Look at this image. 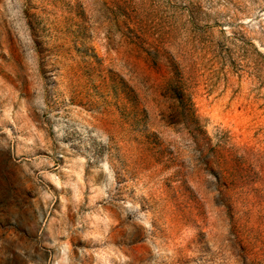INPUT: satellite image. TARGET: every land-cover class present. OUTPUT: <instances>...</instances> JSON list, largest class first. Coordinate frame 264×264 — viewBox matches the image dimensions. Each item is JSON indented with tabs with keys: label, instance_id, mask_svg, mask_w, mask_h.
<instances>
[{
	"label": "rangeland",
	"instance_id": "rangeland-1",
	"mask_svg": "<svg viewBox=\"0 0 264 264\" xmlns=\"http://www.w3.org/2000/svg\"><path fill=\"white\" fill-rule=\"evenodd\" d=\"M0 264H264V0H0Z\"/></svg>",
	"mask_w": 264,
	"mask_h": 264
}]
</instances>
